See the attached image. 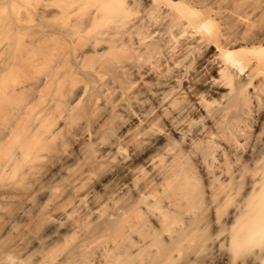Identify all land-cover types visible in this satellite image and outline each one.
<instances>
[{
  "label": "bare ground",
  "instance_id": "bare-ground-1",
  "mask_svg": "<svg viewBox=\"0 0 264 264\" xmlns=\"http://www.w3.org/2000/svg\"><path fill=\"white\" fill-rule=\"evenodd\" d=\"M0 264H264V0H0Z\"/></svg>",
  "mask_w": 264,
  "mask_h": 264
}]
</instances>
